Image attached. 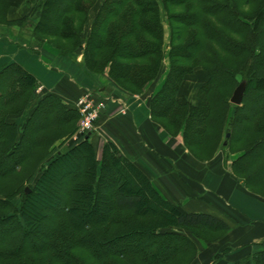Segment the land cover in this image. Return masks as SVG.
<instances>
[{
	"label": "trees",
	"instance_id": "1",
	"mask_svg": "<svg viewBox=\"0 0 264 264\" xmlns=\"http://www.w3.org/2000/svg\"><path fill=\"white\" fill-rule=\"evenodd\" d=\"M29 3L0 0V26L31 25L37 47L49 43L91 84L108 69L126 94L161 80L165 18L170 71L149 102L153 119L180 125L200 162L218 149L226 161L241 154L233 173L264 199V0H42L37 20L10 21ZM195 79L202 83L193 103L186 97ZM36 90L21 66L0 70V264H198V241L212 245L228 234L218 220L164 201L112 143L101 159L89 140L52 157L53 145L77 131L80 114ZM21 116L22 126L12 121ZM237 264H264V252Z\"/></svg>",
	"mask_w": 264,
	"mask_h": 264
},
{
	"label": "crops",
	"instance_id": "2",
	"mask_svg": "<svg viewBox=\"0 0 264 264\" xmlns=\"http://www.w3.org/2000/svg\"><path fill=\"white\" fill-rule=\"evenodd\" d=\"M41 1L30 0L29 4L11 12L10 21L37 20ZM21 38L7 27L0 26V70L13 64L21 66L36 79L37 89L42 88L43 95H56L66 107L76 109L78 99L92 81L80 80V74L76 73L80 68H76L72 60L60 56L49 43L37 47L32 36L29 43H24ZM76 59L83 64L84 52H77ZM100 79L102 81L98 80L96 84L98 89L93 92L108 104L103 115L104 126L101 127L105 139L99 132L100 135L94 133L89 137L98 159H101L106 143L114 144L152 179L155 190L164 201L188 214L214 218L229 228L228 234L215 244L201 241L198 264H237L264 252V199L244 188V181L232 172L233 162L226 163L223 155L216 156L211 162L197 161L183 145L182 137L173 143L153 121L147 105L134 114L114 116L118 108L127 110L123 98L127 94L112 83L107 84V75ZM201 83L196 79L189 81L188 101L192 102ZM12 121L21 124L24 116ZM217 256L222 257L219 262L213 260Z\"/></svg>",
	"mask_w": 264,
	"mask_h": 264
},
{
	"label": "rangeland",
	"instance_id": "3",
	"mask_svg": "<svg viewBox=\"0 0 264 264\" xmlns=\"http://www.w3.org/2000/svg\"><path fill=\"white\" fill-rule=\"evenodd\" d=\"M163 23H164V33H163V37H164V39H163V41H164V45H165V47H166V50H167V56H166V58H165V60H164V67H163V74H162V77H161V80L159 81V82H157V83H155V84H150V85H148L147 87H146V90L144 91V92H142V93H135V94H127V96L126 97H123L124 99H125V101L127 102V104H125L126 105V109L127 110H123V109H121V108H118V110H116L115 112H114V116H128V115H130V114H134V113H136V112H138L140 109H143L146 105L148 106V108H149V113H150V115H151V118L153 119V117H152V114H151V110H150V106H149V102L151 101V98H153L155 95H157L159 92H160V90H161V88H162V85H163V83L165 82V80H166V78H167V76H168V73H169V71H170V60H169V51H170V47H169V45H170V33H171V31H170V28H169V25H168V22L166 21V19L165 18H163ZM19 27H21V26H18V25H16V26H14V27H11V28H8L12 33H14V34H16V36L18 37V38H20L21 36H22V38L21 39H23V40H25L26 41V39H28V43L30 42V38L29 37H31V36H33V31L31 30V29H29V28H31V25H28V26H24V27H22V28H19ZM27 42V41H26ZM37 43H36V41H34V45L35 46H37L36 45ZM31 49H32V47H30ZM76 72V71H75ZM77 74L79 73L80 74V80L81 79H83V80H88V81H90L91 82V79H89V76H88V74L86 73V72H82V71H80V70H77V72H76ZM104 75H107L108 77H109V73H108V69L106 70V72L104 73V74H102V75H100L101 77H99V78H97V82H98V80L99 81H102V79H100V78H102ZM110 83H112L111 82V79L109 78V80H108V83L107 84H110ZM114 83V82H113ZM112 83V84H113ZM86 84H88V83H86ZM98 84V83H97ZM160 85V88L158 89L157 88V86H159ZM119 88V87H118ZM153 88H155V89H153ZM94 89H98V86L94 83V84H88V86L86 87V90H85V92L83 93V95L84 94H86V93H88V92H92ZM82 95V96H83ZM81 96V97H82ZM196 95H194V97H192V102L193 103H195L194 101H196V97H195ZM104 99V98H103ZM105 102V104L106 105H108L107 104V101L105 100L104 101ZM107 112V111H106ZM105 114V113H104ZM103 114V115H104ZM153 121L154 122H156L160 127H161V129L163 130V132H165V134L167 135V133L169 132L170 134H172L173 136H174V138H171V141H173V143L175 142V139H177L178 137H182V139H183V134H182V131H178L179 129H180V125H177V126H169V124L167 123V121H165V120H161V121H156L155 119H153ZM104 121H103V116L100 118V120L98 121V123H97V125H96V132H99V133H102V128L101 127H103L104 126ZM24 123V121H22L21 122V126H22V124ZM77 127H78V129H77V131L72 135V136H69V137H67V138H65L64 140L62 139V140H60V141H58L57 143H55V145H53V149L51 150V156L53 157V156H55L56 154L54 153L56 150H58V149H62V148H64V145L65 144H68V143H70L71 142V144H68L67 146L68 147H71V146H74V145H77L78 144V142H72V141H68V139L69 138H74L75 136H76V134L78 133V130H79V127H80V120H79V122H78V124H77ZM99 133H97L98 135H100ZM168 133V134H169ZM104 134L105 133H102L100 136H102L103 137V139H105V137H104ZM169 134V135H170ZM168 136V135H167ZM171 136V135H170ZM169 136V137H170ZM65 142H68V143H65ZM61 143H65L64 145H62V146H60L59 147V145L61 144ZM183 145L185 146V142H184V139H183ZM67 146H66V148H67ZM185 148H186V146H185ZM187 149V148H186ZM188 150V149H187ZM189 151V150H188ZM189 154L190 155H192L191 153H190V151H189ZM220 155H222V150L221 149H218V151L215 153V156L213 157V160H214V158L216 157V156H220ZM241 154H235V155H233V156H231L227 161H226V159H224L225 161H226V163H228V162H234V160H236L239 156H240ZM51 157V158H52ZM194 157V156H193ZM195 158V157H194ZM50 160V159H49ZM197 161H199L200 162V160H198V159H196ZM212 160V161H213ZM46 162V161H45ZM49 162V161H48ZM47 162V163H48ZM202 162V161H201ZM206 162H211V161H203V163H206ZM46 163V164H47ZM233 164V163H232ZM40 171H41V169L39 168L38 169V171H37V174L35 175V177H34V180H32V182H31V184H33L34 182H35V179L39 176V174H40ZM147 172H148V174L152 177L153 176V178H155L154 177V175L149 171V170H146ZM232 172H233V170H232ZM244 184H245V182H244ZM27 187H29V186H27ZM63 188L65 189V187L63 186ZM244 188L249 192V193H251L247 188H246V185L244 186ZM27 189V188H26ZM29 189V188H28ZM254 195V194H253ZM257 197V196H256ZM260 198V197H259ZM14 203L17 205V206H19L20 205V203H21V200H20V198H19V196H17V198L14 200ZM203 241V240H202ZM198 244H199V248H200V246H201V241H198ZM215 244V243H214ZM201 250V249H200ZM215 249L214 248H212V251H214Z\"/></svg>",
	"mask_w": 264,
	"mask_h": 264
},
{
	"label": "built area",
	"instance_id": "4",
	"mask_svg": "<svg viewBox=\"0 0 264 264\" xmlns=\"http://www.w3.org/2000/svg\"><path fill=\"white\" fill-rule=\"evenodd\" d=\"M77 108L81 115V121L78 133L73 138L75 141L79 137L87 136L96 131V125L107 105L103 100L96 99L91 93H87L80 98Z\"/></svg>",
	"mask_w": 264,
	"mask_h": 264
},
{
	"label": "water",
	"instance_id": "5",
	"mask_svg": "<svg viewBox=\"0 0 264 264\" xmlns=\"http://www.w3.org/2000/svg\"><path fill=\"white\" fill-rule=\"evenodd\" d=\"M247 88V83L244 81L242 82L234 91V94L231 99V103L235 106H241L243 99H244V94ZM108 92H111V90H108ZM229 137V136H228ZM26 193H30V189H26Z\"/></svg>",
	"mask_w": 264,
	"mask_h": 264
}]
</instances>
